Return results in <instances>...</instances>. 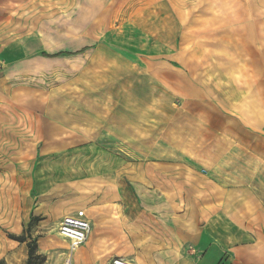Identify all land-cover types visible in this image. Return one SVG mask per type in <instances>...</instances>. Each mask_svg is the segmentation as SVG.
<instances>
[{
  "label": "rangeland",
  "instance_id": "1",
  "mask_svg": "<svg viewBox=\"0 0 264 264\" xmlns=\"http://www.w3.org/2000/svg\"><path fill=\"white\" fill-rule=\"evenodd\" d=\"M170 1L185 20L204 12L206 17L233 12L199 10L200 0ZM242 1L254 5L255 17H264V0ZM153 2L163 6L158 15L151 13ZM85 3L61 0L59 7L51 4L41 11L54 25H32L31 31L44 30L64 60L73 56L72 62L67 59L73 67L27 82L52 103L76 99L78 109L92 111L95 130L84 132L88 137L56 138L51 136L56 131L36 130L44 122L17 104L14 120L0 122V264H65L69 258L72 264L151 261L157 247L151 240L157 235L144 208L148 201H143L153 191L151 175L155 169L164 175L165 162L180 160L191 130L197 129L186 121L180 97L166 87L167 81L181 78L171 66L178 63L153 56L166 55L165 40L175 36L177 42L182 36L176 35L180 27L165 0H98L88 11ZM201 33V39H213L207 37L212 33ZM196 38L188 36L187 45L196 47ZM151 41L157 47L149 52ZM145 49L144 58L136 53ZM86 118L79 116V121ZM26 176L27 186L21 183ZM158 188V193L166 191L165 185ZM78 210L90 220L91 232L72 250L68 239V244L61 241L58 225Z\"/></svg>",
  "mask_w": 264,
  "mask_h": 264
},
{
  "label": "crops",
  "instance_id": "2",
  "mask_svg": "<svg viewBox=\"0 0 264 264\" xmlns=\"http://www.w3.org/2000/svg\"><path fill=\"white\" fill-rule=\"evenodd\" d=\"M96 1L86 0L84 8L92 10ZM200 1L199 10L233 12L185 20L180 7L165 0L180 27L176 35L182 36L165 40L166 55L153 56L178 63L171 66L181 78L166 87L180 97L186 121L197 129L182 158L165 162L164 175L156 169L151 175L153 191L143 201L157 247L151 261L135 264H264V17H255L254 5L246 1ZM51 4L55 9L61 0H0V122L14 120L17 104L44 122L36 130L56 131L51 135L56 138L92 136L84 133L95 130L90 109H78L76 99L52 103L27 82L73 67V56L65 54L64 60L44 30L30 29L54 25L41 12ZM158 9L163 6L153 2L151 13L158 15ZM202 31L213 39H201ZM188 36L197 37L196 47L187 45ZM149 46L151 52L157 43ZM146 52L136 51L143 58ZM21 183L29 185L27 176ZM160 185L166 186L164 193H158Z\"/></svg>",
  "mask_w": 264,
  "mask_h": 264
},
{
  "label": "built area",
  "instance_id": "3",
  "mask_svg": "<svg viewBox=\"0 0 264 264\" xmlns=\"http://www.w3.org/2000/svg\"><path fill=\"white\" fill-rule=\"evenodd\" d=\"M59 233L68 239L70 248L73 246L78 248L86 243L91 232V222L87 218L83 210H78L74 214H67L62 217L58 225ZM75 248V249H76ZM65 264H72L70 258ZM107 264H135L133 261L125 260L122 258H114Z\"/></svg>",
  "mask_w": 264,
  "mask_h": 264
},
{
  "label": "bare ground",
  "instance_id": "4",
  "mask_svg": "<svg viewBox=\"0 0 264 264\" xmlns=\"http://www.w3.org/2000/svg\"><path fill=\"white\" fill-rule=\"evenodd\" d=\"M60 237H61L60 239H61L62 242L67 243V240H66V237H65V236H63L62 234H60ZM62 239H64L66 242L63 241ZM67 244H68V243H67ZM69 245H70V242H69ZM70 246H71V245H70ZM75 248H76V247L73 246V249H75Z\"/></svg>",
  "mask_w": 264,
  "mask_h": 264
},
{
  "label": "trees",
  "instance_id": "5",
  "mask_svg": "<svg viewBox=\"0 0 264 264\" xmlns=\"http://www.w3.org/2000/svg\"><path fill=\"white\" fill-rule=\"evenodd\" d=\"M31 251H32V247H31ZM31 254H32V252H31ZM27 264H30V261H27Z\"/></svg>",
  "mask_w": 264,
  "mask_h": 264
}]
</instances>
